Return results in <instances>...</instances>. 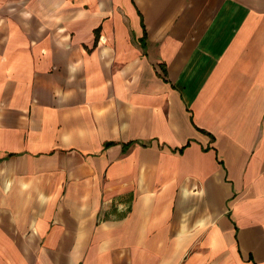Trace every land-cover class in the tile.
<instances>
[{
  "label": "crops",
  "instance_id": "obj_1",
  "mask_svg": "<svg viewBox=\"0 0 264 264\" xmlns=\"http://www.w3.org/2000/svg\"><path fill=\"white\" fill-rule=\"evenodd\" d=\"M0 264H264V0H0Z\"/></svg>",
  "mask_w": 264,
  "mask_h": 264
}]
</instances>
